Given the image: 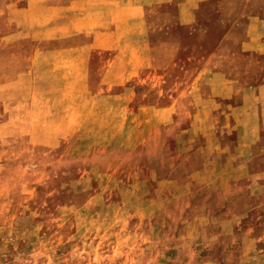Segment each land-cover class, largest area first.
Segmentation results:
<instances>
[{
	"label": "rangeland",
	"instance_id": "374dc122",
	"mask_svg": "<svg viewBox=\"0 0 264 264\" xmlns=\"http://www.w3.org/2000/svg\"><path fill=\"white\" fill-rule=\"evenodd\" d=\"M174 31L181 41L174 64L168 50L158 69L164 53L155 48V67L130 85L81 86L79 107L77 90L68 101L66 90L33 74L7 88L0 115V257L7 264H264V164L240 173L211 167L212 177L201 178L200 156L189 149L207 151L206 138L174 131L188 125L183 106L181 116L158 115L195 72L191 52L217 39ZM162 38L148 43L157 47ZM161 116L168 120L162 132Z\"/></svg>",
	"mask_w": 264,
	"mask_h": 264
},
{
	"label": "crops",
	"instance_id": "0c3cea01",
	"mask_svg": "<svg viewBox=\"0 0 264 264\" xmlns=\"http://www.w3.org/2000/svg\"><path fill=\"white\" fill-rule=\"evenodd\" d=\"M152 6L160 9L156 16L147 13ZM157 21L163 23L151 30ZM177 27L189 29L190 36L217 38L216 44L191 52L195 72L179 82L184 89L170 96L158 115L170 119L184 114L188 125L176 124L174 131L206 138L207 151L195 144L189 149L190 155L200 156L199 177H212L214 168L223 172L231 166L240 173L264 164V0H0V115L10 99L7 88L27 74L66 90L68 101L69 92L77 90L79 107L81 86L99 83L111 91L130 85L139 71L155 67V48L164 53L158 69L167 62L168 50L174 64L181 52ZM160 32L163 44L150 45V36ZM134 36L136 48H128ZM102 54L108 57L97 61ZM158 78L160 85L167 83ZM127 91L129 107L134 87ZM63 99L54 103L61 107ZM167 121L161 116L157 131ZM262 178L264 169L258 172Z\"/></svg>",
	"mask_w": 264,
	"mask_h": 264
},
{
	"label": "built area",
	"instance_id": "2783aa9c",
	"mask_svg": "<svg viewBox=\"0 0 264 264\" xmlns=\"http://www.w3.org/2000/svg\"><path fill=\"white\" fill-rule=\"evenodd\" d=\"M0 264H7V263L4 260H2L0 257Z\"/></svg>",
	"mask_w": 264,
	"mask_h": 264
}]
</instances>
